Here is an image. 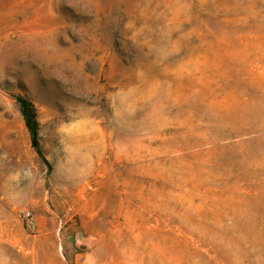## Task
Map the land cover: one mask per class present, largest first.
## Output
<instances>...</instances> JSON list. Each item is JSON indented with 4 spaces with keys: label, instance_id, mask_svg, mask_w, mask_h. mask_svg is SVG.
Returning a JSON list of instances; mask_svg holds the SVG:
<instances>
[{
    "label": "rangeland",
    "instance_id": "1",
    "mask_svg": "<svg viewBox=\"0 0 264 264\" xmlns=\"http://www.w3.org/2000/svg\"><path fill=\"white\" fill-rule=\"evenodd\" d=\"M0 264H264V0H0Z\"/></svg>",
    "mask_w": 264,
    "mask_h": 264
},
{
    "label": "trees",
    "instance_id": "2",
    "mask_svg": "<svg viewBox=\"0 0 264 264\" xmlns=\"http://www.w3.org/2000/svg\"><path fill=\"white\" fill-rule=\"evenodd\" d=\"M21 111L25 120V123L30 131L33 145L40 150L39 145V118L35 103L28 97L21 96L19 98Z\"/></svg>",
    "mask_w": 264,
    "mask_h": 264
},
{
    "label": "built area",
    "instance_id": "3",
    "mask_svg": "<svg viewBox=\"0 0 264 264\" xmlns=\"http://www.w3.org/2000/svg\"><path fill=\"white\" fill-rule=\"evenodd\" d=\"M24 216L30 224H34V217L30 211L25 212Z\"/></svg>",
    "mask_w": 264,
    "mask_h": 264
},
{
    "label": "bare ground",
    "instance_id": "4",
    "mask_svg": "<svg viewBox=\"0 0 264 264\" xmlns=\"http://www.w3.org/2000/svg\"><path fill=\"white\" fill-rule=\"evenodd\" d=\"M127 259H128V257H127Z\"/></svg>",
    "mask_w": 264,
    "mask_h": 264
}]
</instances>
